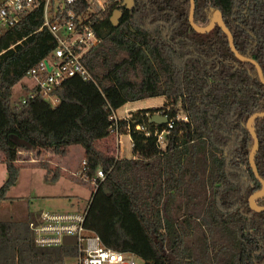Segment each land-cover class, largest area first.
<instances>
[{"label": "trees", "instance_id": "obj_1", "mask_svg": "<svg viewBox=\"0 0 264 264\" xmlns=\"http://www.w3.org/2000/svg\"><path fill=\"white\" fill-rule=\"evenodd\" d=\"M107 1L96 20L101 42L82 60L92 79H65L51 92L54 105L41 94L10 103L12 88L56 47L42 8L23 13L0 34V155L6 169L0 205L14 199L8 193L24 167L20 151L65 158L79 146L84 178L76 181L92 189L84 228L102 245L133 253L144 264H264V210L248 203L262 189L249 164L253 139L246 129L250 116L264 112V84L255 66L236 58L218 24L207 32L191 27L190 0H132L129 9L123 0ZM194 3V23L205 28L220 13L238 53L254 58L264 75V0ZM117 9L122 14L114 26L110 17ZM152 97H163V104L112 119L126 103ZM159 111L171 128L149 122ZM114 127L129 135L130 158L98 147ZM253 128L254 162L264 181V117ZM33 165L44 170L46 182L61 175L47 162ZM255 203L264 207V195ZM35 215L0 219V264H69L78 255L77 245L36 246L30 229Z\"/></svg>", "mask_w": 264, "mask_h": 264}, {"label": "built area", "instance_id": "obj_2", "mask_svg": "<svg viewBox=\"0 0 264 264\" xmlns=\"http://www.w3.org/2000/svg\"><path fill=\"white\" fill-rule=\"evenodd\" d=\"M79 1L0 0V34L15 25L23 13L31 12L40 6L43 26L48 28L56 40L52 54L27 71L26 76L35 82L27 98L41 94L46 98H52L56 103L57 99L51 96V92L65 79L72 76H79L86 81L92 79L82 60L101 42L96 20L98 14L107 7L108 1L82 0L86 4L84 9H81ZM26 99L20 103H25ZM112 119L117 122L120 118L113 114ZM167 125L169 128L172 127L171 122H167ZM112 131L117 133V127ZM163 133L164 131L158 135L160 142ZM26 153L30 162H38L42 158L40 153L37 155L38 158H34L35 154L30 151ZM82 165H85V161ZM77 176L79 179L84 178L81 170L77 172ZM96 177L103 179V171L98 170ZM91 184L95 186V181ZM87 206L81 210H38L30 223L33 243L38 247H53L63 245L64 237H76L78 255L69 264H144L143 260L133 253L113 250L102 245L94 233L84 228Z\"/></svg>", "mask_w": 264, "mask_h": 264}, {"label": "rangeland", "instance_id": "obj_3", "mask_svg": "<svg viewBox=\"0 0 264 264\" xmlns=\"http://www.w3.org/2000/svg\"><path fill=\"white\" fill-rule=\"evenodd\" d=\"M35 85V82L29 76H25L18 84H16L12 88V94L10 103L15 104L21 102L26 99L31 94V88ZM51 104H55L52 98H47ZM163 97H152L143 100H138L135 102H129L125 105L118 108L114 115L116 117H123L124 113L127 110H133L135 108H149V107H159L163 104ZM135 109V110H137ZM129 111L126 113L128 114ZM163 112L159 111L155 113L157 115H162ZM110 139L103 143H97L98 147L107 153L109 156L114 157H131L132 154V145L128 136L118 132L120 136V152L116 153V149L119 146V143H116L114 139L116 132L112 131ZM162 142V140H161ZM118 145V146H117ZM77 147V146H76ZM80 148V147H78ZM71 150H69L68 155L65 158L55 157L51 160V157H42L39 161L47 162L51 166L59 168L61 175L69 176L67 178L59 177L58 180L54 184H45L43 188L44 180V170L38 166H30L31 164H35V162H30L29 157L27 155H20V164L24 165V167L20 170V179L19 185L8 193V196H12V200L3 201L0 205V219L1 220H17L24 219L28 212H37L38 210H56V211H65L58 209L56 206L49 204L51 196L54 194H58V192H63V190L76 193V194H85L88 195L89 192L86 191V188L77 184L76 180H79L77 176V172L82 169V162L84 161V157L79 158V153L72 155V158L67 159V157H71ZM33 153V152H32ZM50 156V155H49ZM78 156V159L77 157ZM38 158L34 156V158ZM65 159H67L65 161ZM51 161V162H50ZM29 164V166H26ZM71 165L65 168L64 166ZM64 167V168H61ZM69 171H67V170ZM6 178V169L5 165L2 162V156L0 155V184ZM72 180V181H71ZM74 181V182H73ZM42 182V184H41ZM76 182V183H75ZM41 184V185H40ZM40 185V186H39ZM85 185V184H83ZM39 186V187H38ZM45 197H42V196ZM19 199H15V198ZM68 198V197H67ZM140 263V261H139ZM141 264V263H140Z\"/></svg>", "mask_w": 264, "mask_h": 264}, {"label": "water", "instance_id": "obj_4", "mask_svg": "<svg viewBox=\"0 0 264 264\" xmlns=\"http://www.w3.org/2000/svg\"><path fill=\"white\" fill-rule=\"evenodd\" d=\"M121 5L124 6L126 9H129L132 5V0H123ZM194 8H195L194 0H190V12H189L188 20H189V24L191 25V27L194 28L198 32H207V31L211 30L215 25L218 24V26L221 27L223 33L227 37V41H228L229 48H230L231 52L236 56V58L238 60L243 61V62H249V63L253 64L256 68L257 75H258L260 82L264 84V75H263V70H262L261 66L250 55L242 56L241 54L238 53V51L236 50L235 45H234L233 37H232L230 31L227 29L221 14L216 13L212 17V19L210 20L209 24L205 28H202V27L197 26L194 23ZM121 14H122L121 9H117V10H114L112 12L111 17H110V21L112 22V24L114 26L118 25V21H119ZM260 117H264V112H259V113L253 114L252 116H250L248 118V120L246 122V129L250 132L252 139H253V146H252V150H251L250 155H249V164H250V167H251L253 173L255 174V176L259 179V181L262 184L261 191L259 193H255V194L251 195L248 198L249 206L255 210H264V207L255 206L256 205V203H255L256 199H258L264 195V181L259 177L256 165L254 162V157H255L257 150H258V138H257L256 133L254 132L253 121L256 118H260ZM149 122L156 123V124H166L168 122V119L166 116L154 114L150 117ZM19 143L24 145L27 149L30 147V144H28L24 140H19ZM76 242H77L76 237H70V238L64 237L63 241H62L63 245H75Z\"/></svg>", "mask_w": 264, "mask_h": 264}, {"label": "crops", "instance_id": "obj_5", "mask_svg": "<svg viewBox=\"0 0 264 264\" xmlns=\"http://www.w3.org/2000/svg\"><path fill=\"white\" fill-rule=\"evenodd\" d=\"M135 109H137V108H135ZM135 109H133V110H135ZM133 110H127L125 113H124V115H123V117H125L126 116V113L128 112V111H133ZM123 117H121V118H123ZM117 118H119V117H117ZM111 134H113V132H110V134H109V136L108 137H106V138H104V139H102V140H100V141H98L99 143H105L106 141H108V139H110V137H111ZM123 134H125V135H127L128 136V138H129V140H130V137H129V135L128 134H126V133H123ZM120 134L117 132L116 133V135H115V137H114V139L116 140V143L118 144L119 143V146H118V148L116 149V153L117 154H119V152H120ZM79 146H73V147H70V149L69 150H71L70 151V153H71V157H67V159H70V158H72V155H74V154H78L79 153V158L80 157H84V153H83V150H82V148L80 147V148H78ZM25 153V154H24ZM41 154V156L42 157H44V158H46V157H51V160L53 159V158H55V157H52V156H49V154L46 152V151H40V152H37V153H34L35 154V156H37L38 154ZM19 154L20 155H27V153H26V151H20L19 152ZM77 157V159H78V156H76ZM67 159H65V161L67 160ZM54 160V159H53ZM51 162V161H50ZM26 166H29V164H27ZM70 167L71 165H67V166H64L65 168H67V167ZM64 167H61V168H64ZM67 170V169H66ZM67 171H69V170H67ZM60 176H62V177H64V178H67V179H69L67 176H65V175H59L58 176V178L60 177ZM58 178L56 179V181L58 180ZM19 179H20V177H19ZM44 180H45V174H44ZM70 180V179H69ZM55 181V182H56ZM72 181V180H71ZM54 182V183H55ZM74 182V181H73ZM77 182V181H76ZM75 182V183H76ZM19 180H18V183L16 184V186H14L10 191H9V193H11V191H13V189L15 188V187H17L18 185H19ZM54 183H49V182H46V180H45V183L43 182V188H44V186H45V184H54ZM41 184H42V182H41ZM40 184V185H41ZM77 184H78V182H77ZM39 185V186H40ZM78 185H80V183L78 184ZM38 186V187H39ZM80 186H83V187H85L86 188V191L87 192H89V194L88 195H85L84 193L83 194H74V193H71V192H68V191H65V190H63V192H58V194H54V195H52L51 196V198L52 199H50V200H48V201H50V203L49 204H52L53 206H56L58 209H61V210H81L82 208H84L85 206H87V204L89 203V199H90V197H91V194H92V189H91V187H88V186H86V185H83V184H81ZM9 197H12V196H9ZM42 197H45L44 195L42 196ZM68 197V198H67Z\"/></svg>", "mask_w": 264, "mask_h": 264}, {"label": "bare ground", "instance_id": "obj_6", "mask_svg": "<svg viewBox=\"0 0 264 264\" xmlns=\"http://www.w3.org/2000/svg\"><path fill=\"white\" fill-rule=\"evenodd\" d=\"M256 206V205H255Z\"/></svg>", "mask_w": 264, "mask_h": 264}]
</instances>
